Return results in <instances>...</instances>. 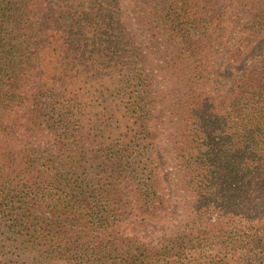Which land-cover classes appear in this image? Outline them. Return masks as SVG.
Instances as JSON below:
<instances>
[{"label": "trees", "instance_id": "trees-1", "mask_svg": "<svg viewBox=\"0 0 264 264\" xmlns=\"http://www.w3.org/2000/svg\"><path fill=\"white\" fill-rule=\"evenodd\" d=\"M235 1L0 0V264H264V0Z\"/></svg>", "mask_w": 264, "mask_h": 264}, {"label": "rangeland", "instance_id": "rangeland-1", "mask_svg": "<svg viewBox=\"0 0 264 264\" xmlns=\"http://www.w3.org/2000/svg\"><path fill=\"white\" fill-rule=\"evenodd\" d=\"M234 6H235V11H234L233 15L237 14L239 11H241L243 13V15H242V17H240V19H245L244 18L245 16L247 19H249L253 15H255L258 11V9H252L249 5L243 6L242 4L236 2L235 0H234ZM256 7L259 8V6H256ZM135 19L136 18L133 19L134 27L136 29H139V26L136 25V23H138V21ZM157 19L159 20V18H157ZM159 21H160V24L163 22V20H159ZM243 23L241 25H243ZM241 25L235 24L234 26H231L229 29H226L225 33L227 36L225 38L219 37L218 40L214 43L215 45L213 47V50L215 51V53L213 54V56H216L217 59L223 60V58L225 57V53H227L228 49H231V47H232V46H230V44H234L236 42L234 39H236V38L240 39ZM225 27H227V25H225ZM263 55H264V41L259 43L258 45H256V47L252 51L251 55H249L246 58V60L252 61V57L254 59L255 57H258V58L262 57ZM157 59H158V61H160V57H158ZM243 68H244V63L233 64V65H230L227 67V65H225V62L223 61L220 64V67L218 69L219 85H221L222 87L228 86V83L231 81L233 76L238 75L243 70ZM157 76H158V81H161L164 84L162 76L161 75H157ZM167 120L168 119H166L164 121V123H162L161 121L156 122L157 131H161L162 135H166V137H167V135L171 134V130L175 126L174 121L172 119L170 121L171 122L170 124L168 123ZM165 138L162 139V143H166ZM171 142L172 141H169L167 144L170 145ZM162 151L164 153L163 155H164V159L166 161V165L169 167V172H172L171 167H174V165H171L172 164L171 155L170 154L168 155V153L165 151L164 148ZM179 215H180V217H182L181 213ZM151 231H152L151 227H149L146 230L145 229H134L133 227L129 229L130 235L141 236V237H143V240H145V241H153L154 243H156L161 239V237H163V233L157 232L154 234ZM166 232H167V230H164V233H166Z\"/></svg>", "mask_w": 264, "mask_h": 264}]
</instances>
